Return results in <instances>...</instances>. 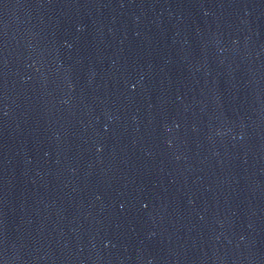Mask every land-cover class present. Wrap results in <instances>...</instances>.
I'll return each mask as SVG.
<instances>
[{
	"label": "water",
	"instance_id": "95a60500",
	"mask_svg": "<svg viewBox=\"0 0 264 264\" xmlns=\"http://www.w3.org/2000/svg\"><path fill=\"white\" fill-rule=\"evenodd\" d=\"M0 264H264V0H0Z\"/></svg>",
	"mask_w": 264,
	"mask_h": 264
}]
</instances>
